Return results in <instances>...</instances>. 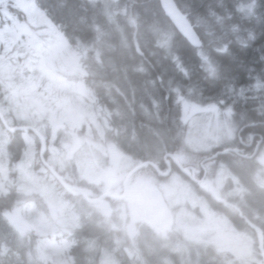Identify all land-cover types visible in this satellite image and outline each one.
<instances>
[{
	"label": "trees",
	"instance_id": "trees-1",
	"mask_svg": "<svg viewBox=\"0 0 264 264\" xmlns=\"http://www.w3.org/2000/svg\"><path fill=\"white\" fill-rule=\"evenodd\" d=\"M173 1L179 16L198 34L199 46L194 47L178 31L161 0H35L37 7L57 25L70 46L82 53L83 73L73 79L89 88L98 104L103 106L109 100L121 103L126 100L124 94L130 95L127 100L143 103L142 108L120 107L122 111H140L142 121L124 124L120 126L124 132L117 138L112 136L123 150L137 146L136 164L160 162L165 151L180 158L178 149L184 144L183 138L174 140L167 135L186 132L184 102L201 104L204 97L211 96L208 100L215 98L232 106L239 122L252 108L259 111L256 120L264 121V0ZM0 9H9L24 19L18 7L5 3ZM124 68L135 71L134 81L141 88L135 89L132 82L123 81L130 78L128 74L120 73ZM214 79L218 82L214 83ZM209 86H217L212 94L204 91ZM124 87L132 88L123 92L120 89ZM246 102L250 103L246 105L248 109ZM150 118L156 122L148 125L146 121ZM21 124L15 123V126ZM258 131L263 133V130ZM15 133L17 147L10 144L8 148L10 164L20 160L27 145L23 133ZM47 136L49 144L48 138L51 140L52 136L48 132ZM38 145L39 140L35 148L37 155ZM48 152L44 156L50 164ZM238 166L234 170L236 174L242 179H245L243 174L246 175L256 187L252 190L251 218L254 225L264 231V196L257 193L264 191L262 181L255 170L243 167L240 160ZM141 171H150L156 179L164 180L151 166ZM127 172L117 173L112 186L104 182L101 191L91 180L76 179L86 186L80 187L102 193L107 189H121ZM139 172L129 183L136 180L135 175ZM50 181L79 215V224L64 234L71 241L68 256L73 264H103L107 259H113L117 264H247L250 260H239L212 248L202 249L198 258L182 238L175 240L179 246L183 245L180 248L171 238L161 239L163 237L160 238L151 224L140 220L135 224L139 231L130 235L117 223L119 204L125 201L106 198L114 213L105 216L101 210H92L95 205L87 203L78 192L69 193L51 175ZM0 182L4 185L0 187V264H58L47 259L46 263L36 260L39 241L43 237L31 227L21 236L7 217L19 203L40 206L43 197L39 193L23 194L21 187L10 184L8 177H0ZM252 236L257 237V230ZM50 237L47 235L46 239ZM257 252L255 262L262 259Z\"/></svg>",
	"mask_w": 264,
	"mask_h": 264
},
{
	"label": "rangeland",
	"instance_id": "rangeland-1",
	"mask_svg": "<svg viewBox=\"0 0 264 264\" xmlns=\"http://www.w3.org/2000/svg\"><path fill=\"white\" fill-rule=\"evenodd\" d=\"M5 3L18 7L24 18L20 19L9 9H0V104L9 114L7 119L11 124L29 121L34 125L30 127L44 137H48L47 132L50 133L52 141L48 138L49 145L47 144L50 151L49 163L66 181L72 183L71 186L86 188L76 178L88 179L101 191L104 182L110 184L111 175L115 178L117 173H123L132 164L128 159L120 162L119 155L103 145L105 140L92 138V132L96 136H105L103 133L108 124V112L101 105L96 106L97 112L92 111L89 104L93 98L89 89L73 79L83 72L80 65L82 53L70 46L57 25L37 7L35 0H0V5ZM181 21L184 26L189 25L182 17ZM204 110H213V107L201 110L196 105L184 102V121ZM33 114L37 117L31 118ZM97 116L102 117V120ZM191 123L193 124L188 125L187 130L191 133L188 142L198 145H201V141L196 140L198 132L207 133L210 129H217L219 132L224 129L223 125L218 129L219 123L216 121L212 125L206 124L203 118L193 119ZM23 135L28 140L24 158L15 166L8 167L5 146L7 135L0 129V177H8L10 184H18L23 194L39 193L44 200L40 207H36V203H19L7 217L21 236L29 232L31 227L37 235L43 237L39 241L36 260L43 263L48 260L58 264H73L68 256L71 241L64 234L79 224V215L51 183L45 166L36 170L37 138L32 133L24 132ZM226 135L228 138L230 131ZM37 165L40 167L39 163ZM255 166L264 189V152L257 157ZM135 176V183L140 181L145 186L161 191L169 208L177 216V224L172 233H179L193 249L212 245L219 251L239 257L250 255L252 243L240 238L235 233V228L228 226L225 220L216 219L210 214L201 196L193 194L178 177L171 175L167 181L158 180L150 171H141ZM207 182H211L213 192L217 195L223 190L232 189L230 181L224 183L219 180L211 181L209 178L206 184ZM239 184L234 181V190H239ZM0 187H4L3 182H0ZM89 191L95 196L101 194L95 192L96 189ZM111 193L115 191L112 190ZM257 193L264 196V191ZM233 194L236 195L237 192ZM97 205L92 210H101L105 216L111 215V211H105L102 206ZM119 206L120 209L129 207V218L117 214V223L124 226L130 235L139 231L134 223L140 220L153 225L155 232L160 238L163 237L161 239L169 236L167 231H163L149 219L142 194L130 197ZM206 225L210 226L212 234H208ZM47 235L52 237L46 239ZM103 264L117 263L113 259H107Z\"/></svg>",
	"mask_w": 264,
	"mask_h": 264
},
{
	"label": "flooded vegetation",
	"instance_id": "flooded-vegetation-1",
	"mask_svg": "<svg viewBox=\"0 0 264 264\" xmlns=\"http://www.w3.org/2000/svg\"><path fill=\"white\" fill-rule=\"evenodd\" d=\"M128 96L130 95L124 94L123 97L126 100L121 103L110 100L106 103V110L108 112V116L106 117V120L108 121L106 129L108 133H112L114 138H117L119 134L111 122L121 123L117 126L118 131L121 133L124 131L120 129V126L132 123L140 124L142 121L140 111H135V109L132 111L121 110L120 107L123 105H134V107L142 108V102L127 100ZM110 97L111 95H108V98ZM210 97H204V101L201 104L192 103V105L198 106L201 110L213 107V110L198 112L194 117L189 119L188 123L192 125L193 123H191V120L203 118L206 124L212 125L213 122L216 121L219 123L218 129L221 125L224 126V129L219 132L216 131L217 129H210L207 133L198 132L196 140L201 141V145L188 142V137L191 136V133L189 132L183 134L170 133L167 135L170 139L173 138L174 140H178V138H183V140H185L184 147L178 149L181 159L179 160L172 152H165L162 156V160H160L159 163H155L157 169L153 167V164H150L149 166L157 170L158 175H160L161 172L169 170V174L173 173L178 177V180L183 181V183L192 190L193 194L201 196L200 198L204 200L206 208L209 210L210 214L216 219L225 220L228 226L235 228L234 231L237 235L241 236L240 238L252 243V245H250V260L247 264H254V254L258 250L257 248L260 250H258L257 253L262 259L260 258V261L258 260L255 263L264 264V231H262L259 226H255L253 219L251 218V214L253 213H251L250 206L251 201H253V191L256 187L253 182L247 180L248 177L246 175L243 174L245 180L234 171L235 168L239 167V160L243 167L248 170H255V161L257 157H260L261 153L264 152V137L261 133L257 134L256 130H263V128H260L258 123L255 124L253 122L242 124L239 122V117L237 119V117L234 116L235 110L232 106L218 101L215 98L208 100ZM256 125H258V127ZM0 127H3L5 130L2 123ZM188 129L189 127L187 130ZM229 131L230 135L226 138V133ZM33 133L35 134V132ZM15 136V132L9 133L7 148H9L10 144L17 147ZM223 138L225 140H223ZM111 148L114 150L115 154L119 155L120 162L123 159H128L130 160V163L133 164L139 156V149L137 146L133 147L131 150H123L119 148L117 141H111ZM126 151H128V153ZM169 154H172L179 163H177ZM192 154L196 156H193ZM39 160H41L40 155ZM184 169H187V171ZM202 178H204L205 181H209V178L211 181L219 180L224 183L230 181L231 184L233 182V186L234 181L238 182V178H241V183L239 184L238 191L237 189L234 190L233 187L231 190H223L217 195L213 192L211 182H207L204 186L201 184L200 181ZM131 185L132 184H130V188H132ZM127 188L130 189L129 181L127 182ZM236 192L237 194L234 195L233 193ZM245 212H247V214H245ZM245 215H247V217ZM205 228L208 229V234L213 233V231L209 230L211 229L210 226L206 225ZM255 230H257L256 238L252 236V233H255ZM255 241H257V247Z\"/></svg>",
	"mask_w": 264,
	"mask_h": 264
},
{
	"label": "water",
	"instance_id": "water-1",
	"mask_svg": "<svg viewBox=\"0 0 264 264\" xmlns=\"http://www.w3.org/2000/svg\"><path fill=\"white\" fill-rule=\"evenodd\" d=\"M162 5L170 17L171 21L174 23L178 31L185 37H188L189 40L191 41L192 45L198 46L200 44V38L197 35L196 31L191 27V26H184L177 15V9L175 6V3L173 0H161ZM0 118L3 120L4 124L6 125L5 120L3 119V116L0 113ZM26 129V128H24ZM10 132H14V129L9 128ZM41 155L46 152L47 146L46 142L43 136H41ZM176 162L177 160L174 159ZM178 163V162H177ZM143 164L142 166H145ZM141 166L135 168L133 171H131L128 176L125 179L124 182V192L119 195L118 193L111 194L110 192H106L102 196L98 198H90V193L88 191H85L83 189L79 188H72L68 185H66L63 181L62 178L54 171L52 167H49V169L52 171L56 179L69 191V192H74L78 191L80 192L89 203H101L104 207L105 210L109 209V204L105 203L104 198L105 197H111L113 199H118L122 200L128 197H131L134 194H137L139 189L142 190V193L144 194L145 197V205L147 212L149 213V216L151 220L158 226L163 227L164 229H169L172 227L174 224V218L173 214L170 212L169 207L162 195V193L156 189V188H151V187H143L142 185H139V188H137V185H134L133 189L131 191H128L126 189V183L127 180L133 175L134 172H136ZM187 171V169H185ZM169 171L165 172L163 175L166 176L168 175ZM111 180H113V176H111ZM112 183V182H111ZM204 179H202V184H204Z\"/></svg>",
	"mask_w": 264,
	"mask_h": 264
},
{
	"label": "bare ground",
	"instance_id": "bare-ground-1",
	"mask_svg": "<svg viewBox=\"0 0 264 264\" xmlns=\"http://www.w3.org/2000/svg\"><path fill=\"white\" fill-rule=\"evenodd\" d=\"M137 64V63H136ZM130 65V64H129ZM120 73H123V76H125V75H130V78H125V79H123V81L125 82V83H127V82H129V83H133L132 84V86L135 88V89H137V88H141L142 86L141 85H139V84H137L136 83V80L134 81V77H136V73H135V71H133V69H129V68H124V69H122V71H120ZM158 73V72H157ZM152 75H155V73H152ZM135 83H134V82ZM216 82H218L216 79H214V83H216ZM131 88L132 87H124V88H121L120 90H122L123 92H126V91H128V90H131ZM217 88V86H209V87H206V88H204V91L205 92H207V93H210V94H212L214 91H215V89ZM249 104L250 103H248V102H246L245 103V106L246 105H248L249 106ZM248 106H246V109H248ZM248 113H247V115H245L242 119H241V123L242 124H246V123H255V124H257L258 123V125H259V127L260 128H263V133H262V135H263V137H264V121H261V119H259V120H256V119H258V118H256L255 116H256V114H259V111L258 110H254L253 108L252 109H248ZM153 122H154V120L153 119H149L148 121H146V123L148 124V125H151V124H153ZM260 123H262V124H260ZM258 125H256L257 127H258ZM257 134H259V131L257 132ZM174 141V140H173ZM171 144V143H170Z\"/></svg>",
	"mask_w": 264,
	"mask_h": 264
}]
</instances>
